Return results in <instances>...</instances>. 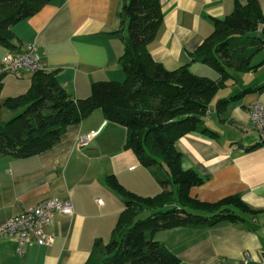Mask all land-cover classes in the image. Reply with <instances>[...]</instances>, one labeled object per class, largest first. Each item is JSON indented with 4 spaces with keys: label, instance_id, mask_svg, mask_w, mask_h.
<instances>
[{
    "label": "crops",
    "instance_id": "obj_1",
    "mask_svg": "<svg viewBox=\"0 0 264 264\" xmlns=\"http://www.w3.org/2000/svg\"><path fill=\"white\" fill-rule=\"evenodd\" d=\"M124 0H51L31 17L12 26L13 50L0 45V60L33 45L45 71L54 72L60 86L75 99L90 95L98 81H121L118 65L123 52L120 11ZM161 24L147 45L152 59L165 70L187 65L196 76L216 81L219 74L208 65L189 62L188 54L213 31V19L229 15L234 0H159ZM244 3L245 0H237ZM264 17V0H256ZM264 58V53L257 64ZM28 72L16 73L22 78ZM264 85V65L225 82L221 98L209 110L208 138L195 132L179 136L175 148L181 168L192 170L203 183L191 186L188 196L214 203L238 196L247 207L238 221L227 219L209 228L186 225L154 231L152 239L179 258V264H264V143L249 120L247 106H264V89L247 92L227 102L219 113L215 100ZM217 93V94H218ZM216 94V95H217ZM213 114L217 120L212 121ZM94 133L87 145L77 139ZM125 127L94 109L80 122L67 126L59 142L30 156H0V225L9 217L42 200L70 199L72 213H53L45 227L54 236L50 246L27 245L22 256L13 237H0V264H86L95 242L103 244L124 209L126 194L152 197L161 187L131 149L124 148ZM101 199V204L96 202ZM206 214V213H204Z\"/></svg>",
    "mask_w": 264,
    "mask_h": 264
},
{
    "label": "trees",
    "instance_id": "obj_2",
    "mask_svg": "<svg viewBox=\"0 0 264 264\" xmlns=\"http://www.w3.org/2000/svg\"><path fill=\"white\" fill-rule=\"evenodd\" d=\"M50 1L0 0V45L8 50L16 48L12 26ZM161 18L159 0L123 1L117 31L123 44L118 59L124 74L121 82H94L88 97L75 99L60 86L54 72L41 69L31 72V85L25 94L4 102L16 113L7 121L0 120V156L25 157L43 152L59 142L67 126L100 109L106 119L125 127L124 148L134 152L161 187L159 194L139 197L110 183L113 190L124 195V209L108 242H95L86 264H179L176 255L152 239L154 231L181 225L209 228L224 219L238 221L241 218L235 209H247L238 196L214 203L191 199L188 189L202 184L203 179L181 168L175 140L190 132L208 138L217 135L203 119L210 114L218 91L227 80L264 65V58L252 63L264 47L262 12L256 0H234L231 13L213 19L212 33L188 54L190 63L214 69L219 74L216 81L191 74L188 64L167 71L152 59L147 45L155 37ZM6 74L0 72V88ZM261 89L264 85L215 100V110L219 113L230 100ZM143 211L149 214L138 218Z\"/></svg>",
    "mask_w": 264,
    "mask_h": 264
},
{
    "label": "built area",
    "instance_id": "obj_3",
    "mask_svg": "<svg viewBox=\"0 0 264 264\" xmlns=\"http://www.w3.org/2000/svg\"><path fill=\"white\" fill-rule=\"evenodd\" d=\"M41 69L43 70V66L33 45L18 53L8 52L0 60V72L7 74L34 72ZM247 113L249 120L258 130L260 140H264V106L258 102L251 103L247 106ZM93 134L89 133L79 137L77 146L87 145ZM96 202L101 204L102 200L97 199ZM53 213L70 215L72 213L70 199L48 198L9 217L0 225V237L15 238L16 252L19 256H22L25 247L32 243L39 246H50L54 241V236L46 233L45 227L52 223ZM262 258L264 260V248Z\"/></svg>",
    "mask_w": 264,
    "mask_h": 264
},
{
    "label": "rangeland",
    "instance_id": "obj_4",
    "mask_svg": "<svg viewBox=\"0 0 264 264\" xmlns=\"http://www.w3.org/2000/svg\"><path fill=\"white\" fill-rule=\"evenodd\" d=\"M261 51V52H260ZM264 53V47L259 50V52L254 56V60L261 58V55ZM31 72H28L26 76L22 78H17L16 74H6L2 79V87L0 88V120L7 121L12 118L16 111L9 109L5 104L7 98L15 97L19 94H25L31 85ZM124 79V78H123ZM121 79V81L123 80ZM119 81V82H121ZM215 98H221V93L219 92ZM214 107L215 103L212 104ZM217 120L215 114L212 116V121ZM205 126H211V120L209 117L205 116L203 119ZM148 211H143L138 218H145L148 215Z\"/></svg>",
    "mask_w": 264,
    "mask_h": 264
}]
</instances>
